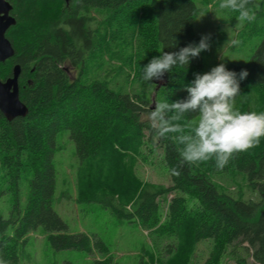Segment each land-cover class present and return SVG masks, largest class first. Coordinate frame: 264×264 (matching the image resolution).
Instances as JSON below:
<instances>
[{"label": "trees", "instance_id": "16d2710c", "mask_svg": "<svg viewBox=\"0 0 264 264\" xmlns=\"http://www.w3.org/2000/svg\"><path fill=\"white\" fill-rule=\"evenodd\" d=\"M8 1L17 20L7 33L15 54L0 62V80L20 65V99L29 113L9 121L0 111V171L11 192L7 214L0 211V259L18 264L27 236L43 228L54 251L98 253L104 256L89 264H115L102 238L69 232L54 209L57 152L68 132L78 159L76 202L100 205L149 232L153 247L144 248L138 264H188L209 240L214 259L230 253L237 264H264V137L218 170L214 159L182 164L183 146L172 138L179 134L154 142L147 119L158 101L185 100L196 74H205L204 54L215 46L211 39L210 48L188 65L166 72L162 84L142 79L143 68L162 52L199 44L196 3L60 0V8L42 18L37 0ZM261 33L248 64L227 69L238 80L242 70L248 72L239 80L241 112H264V25ZM197 115L189 113L180 123ZM146 150L162 152L169 186L140 178ZM232 181L244 188L233 190Z\"/></svg>", "mask_w": 264, "mask_h": 264}, {"label": "rangeland", "instance_id": "374dc122", "mask_svg": "<svg viewBox=\"0 0 264 264\" xmlns=\"http://www.w3.org/2000/svg\"><path fill=\"white\" fill-rule=\"evenodd\" d=\"M193 1L199 8L198 17L194 22L195 33L200 37L210 36L215 45L211 51L204 54L205 73L210 72L212 68L221 63L227 69L231 65L248 64L262 40L264 15L261 17V14H264V0L255 2V5H259L258 9H255L256 20L250 23L245 22L242 25L238 24V13L219 8L220 0ZM37 3L42 6V10H39L42 18L49 17L54 10H57L55 8L59 9L62 5L60 0H37ZM129 37L130 32L125 33L123 40L127 41ZM229 39L238 40L239 44L233 46L228 43ZM156 81L162 84L164 77ZM59 149L56 158L58 180L53 206L67 223L69 232L96 234L102 238L109 247L108 256L113 258L115 264H138L144 248L151 250L153 247L149 232L144 231L137 222L119 221L110 211L100 205H79L76 202L78 159L75 145L70 140L68 132L63 133ZM137 173L143 182L167 186L171 184L168 168L160 150L155 152L146 150L145 160L139 161ZM237 184L234 181L230 182V185H233V190L244 188ZM23 190L24 193H27L26 182L23 183ZM171 198L172 196H170ZM10 200L11 192H8V184L3 180L0 171V211L5 215L8 212ZM189 201L192 207L196 206V199H189ZM166 211L162 221L165 219ZM213 247L210 240L202 241L195 253L191 254L188 264H237L236 257L230 253L219 259L211 257ZM24 250L18 264H63L65 261L89 264L104 256L98 253L88 255L72 250L54 251L46 239L43 228H39L27 236V245Z\"/></svg>", "mask_w": 264, "mask_h": 264}, {"label": "clouds", "instance_id": "9594fccd", "mask_svg": "<svg viewBox=\"0 0 264 264\" xmlns=\"http://www.w3.org/2000/svg\"><path fill=\"white\" fill-rule=\"evenodd\" d=\"M259 5L253 0H220L219 8L238 13V24L254 22ZM210 36H203L199 44H190L178 52H162L154 57L144 68L142 79L150 82L162 79L166 72L174 67H184L191 58L198 57L201 52L210 48ZM235 46L238 40L229 39ZM248 76L246 70L239 73V80ZM237 73L227 70L221 63L205 74H196L192 83L186 87L188 96L185 100L169 102L160 100L155 109L148 114V121L154 131V142L167 138L182 145L181 163L194 165L215 160L218 170H223L234 154L244 152L259 144L264 137V112H241L236 107V98L240 95V83ZM198 112L195 119L185 123L186 115ZM179 175L178 169H172ZM0 264H8L0 259Z\"/></svg>", "mask_w": 264, "mask_h": 264}, {"label": "water", "instance_id": "95a60500", "mask_svg": "<svg viewBox=\"0 0 264 264\" xmlns=\"http://www.w3.org/2000/svg\"><path fill=\"white\" fill-rule=\"evenodd\" d=\"M12 10L13 6L8 0H0V62L2 63L15 54L13 44L7 37L11 27L17 24V20L11 15ZM20 75L21 67L16 65L12 77L5 81L0 80V111L9 121L25 118L29 113L28 107L20 99Z\"/></svg>", "mask_w": 264, "mask_h": 264}]
</instances>
